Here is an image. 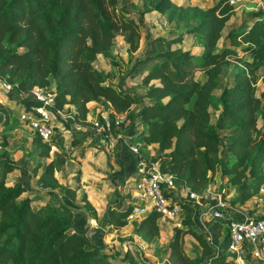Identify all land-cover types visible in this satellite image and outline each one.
I'll use <instances>...</instances> for the list:
<instances>
[{"label": "trees", "instance_id": "16d2710c", "mask_svg": "<svg viewBox=\"0 0 264 264\" xmlns=\"http://www.w3.org/2000/svg\"><path fill=\"white\" fill-rule=\"evenodd\" d=\"M142 2L146 11L160 13L172 12L179 6L173 0ZM117 3L118 0H0V77L24 93L50 84L53 78L57 84L55 107L71 103L76 108L75 117L85 119L87 103L96 101L111 108V127L115 113L128 111L131 103L140 102L139 109L127 116L132 122V117L140 118L142 128L137 135L143 143L158 144L159 155L155 159L163 171L195 190L206 186L209 171L219 163L229 181L239 183L241 190H245L240 198H250L264 183V173L259 170L264 160V129L257 126L255 116L261 98L255 95L254 85L257 70L264 65V10L254 12L246 27L228 31L229 45L213 51L233 7L228 0H219L207 8L188 33L171 39L181 42L188 36L198 37L203 51L196 54L179 47L162 51L143 74L144 82L156 78L159 83L149 84L145 93L148 101H142L138 95L105 80L103 72L93 64L100 53L111 47L119 28L130 30L128 41L137 32L135 20L116 17ZM233 45L241 46L242 54H252L251 59H244ZM232 57L244 66L234 72V85L221 86L222 64ZM196 71L204 72V80L196 79ZM217 88L220 92L215 96ZM215 100L220 104V121L232 132L226 147L233 157L225 160L218 155V146L223 142L219 127L210 121L209 108ZM130 126L134 127V123ZM104 130L107 132L105 127ZM32 132L38 139L40 154L46 156L49 144ZM253 132L258 134L257 138ZM55 142L60 144L61 138ZM65 153L64 150L63 156L48 160L42 173L43 177L54 178L55 184L58 181L54 172L61 169ZM17 167L6 154H0V264H126L125 257L116 261L114 253L104 250L84 232L69 230L73 229V208L67 203L32 207L34 197L29 193L22 196L27 191L24 183L6 176ZM130 194L125 207L109 208L106 224H126L133 204ZM184 207L192 210L186 204ZM157 217L158 213L151 210L136 230L148 240L156 236ZM182 223L184 231L194 233L203 251L212 252L204 264H230L226 256L233 257L234 253L227 250L229 232L225 220L207 221L210 237L204 235L206 230L195 231L191 214H186ZM180 232L179 228L170 242L171 263L199 264L184 252Z\"/></svg>", "mask_w": 264, "mask_h": 264}, {"label": "rangeland", "instance_id": "374dc122", "mask_svg": "<svg viewBox=\"0 0 264 264\" xmlns=\"http://www.w3.org/2000/svg\"><path fill=\"white\" fill-rule=\"evenodd\" d=\"M218 1L173 0L179 6L173 8L172 12L160 13L156 10L146 11L142 0H118L114 9L116 17H130L135 20L137 32L133 33L131 41H128L127 33L130 30L119 28L114 33L111 47L100 53L93 64L103 72L105 80L138 95L142 101H148L145 93L149 84L159 82L155 78L146 83L143 80V74L159 59V54L167 49L179 47L182 51L202 52V40L198 37L188 36L181 42H172L171 39L183 32L188 33V29L203 17L205 10ZM228 4L233 7L232 14L221 29L213 51L229 45L228 31L246 27L254 12L258 9L264 10V0H228ZM198 43L200 47L197 46ZM243 45L245 43L241 46L244 47ZM241 46L233 45L244 59L250 60L252 54H242ZM243 66V63L236 61L233 57L223 63L220 72L221 86L234 85L233 74ZM205 76L202 71L195 72L197 80L202 81ZM254 85L255 95L261 98L255 111L256 124L264 129V65L258 68ZM56 86L54 79L51 78L50 84L42 87L55 94ZM219 92L220 89H215V96ZM87 104L89 111L85 119L76 118L74 115L76 108L68 102L60 108V113L53 111L54 128L57 139L60 137L61 142L56 150L48 149V154L42 156L37 137L19 118V101L7 92L0 93V154H6L18 165L6 176L10 180L13 177L24 183L27 191L22 196L26 193L33 196L35 200L31 205L34 208L40 209L45 203H50L53 207H58L62 202L70 205L73 208V229L69 230L84 232L92 241L101 244L104 250L114 253L116 261L125 257L126 264H172L168 257L170 242L180 228L179 241L182 243L184 252L196 259L199 264H204L212 252L203 251L194 233L191 230L184 231L186 228L182 222L178 226L174 219L158 216L159 233L149 240L136 230L137 224L146 214L128 215L126 224L122 226L106 224L109 208L125 207L129 201L126 197L132 189L133 181L128 182L125 179L128 173L126 171L129 170L124 166L122 156L135 153L132 152L130 145V152L129 150L122 152L124 144L127 145L126 141L134 138L132 145L138 146L147 161L156 160L155 158L158 157V144L149 143L152 145L147 148L145 143L137 145L142 140L137 135V131L142 128V126L140 128V119L134 116L132 122L127 113L133 115L139 109L140 102L131 103L128 111L115 113L116 117H122L123 121L115 122L107 132L104 130L102 117H109L110 109H106L104 105L96 101H89ZM209 109L210 121L219 127V135L223 140L218 146V155L224 160L231 158L233 156L226 147V144L231 141V128L220 121L221 110L217 100ZM131 123H134V127L130 126ZM253 135L255 138L258 137L256 132H253ZM78 137L82 139L76 140ZM64 150L66 151L64 156L68 157H65L61 169L54 172V177L58 181L55 184L54 178L43 177L42 173L46 162L57 155L63 156ZM114 164L117 166L115 167ZM259 170L264 173V160ZM208 175L206 186L195 189L198 195H201L200 202L204 203L206 200L205 196L203 197V190L208 186L213 191L225 186L227 200L231 204H239L241 209L249 213L259 207L264 208V183L250 198L246 199L250 200L246 206H240L246 201L240 198L241 192L245 190H241L239 183L233 184L229 181V176L222 172L221 164L217 163L215 169L209 171ZM191 208L192 210H188L184 207L180 219H183L186 214H191L194 219V212L199 211L201 206L197 202L196 206ZM90 215L94 216L95 220L90 219ZM205 221L207 227L208 220L203 219V222ZM194 228L196 232L206 230L196 220ZM204 235L210 237L211 234L206 230ZM219 252L216 251L217 254ZM224 253L228 254L226 250ZM226 257L230 264H236L237 260L234 257L229 254ZM243 262L244 264H264V259L246 253L243 256Z\"/></svg>", "mask_w": 264, "mask_h": 264}, {"label": "built area", "instance_id": "2783aa9c", "mask_svg": "<svg viewBox=\"0 0 264 264\" xmlns=\"http://www.w3.org/2000/svg\"><path fill=\"white\" fill-rule=\"evenodd\" d=\"M5 92L19 101V118L22 122L49 144L50 151L56 150L57 133L52 115L53 111L60 113L61 109L55 107V94L42 86H35L27 93L18 92L11 82L0 77V93ZM102 120L106 130H110V118L104 116ZM122 121V117L115 115L116 123ZM130 148L138 155V146L130 145ZM131 181L133 204L129 216L145 215L154 210L159 217L174 219L180 226L184 204L194 208L198 202L201 209L194 212V220L202 224L204 229L207 230V227L203 219L225 220L224 226L229 232L227 250L234 253L236 264H244L243 256L246 253L264 259V217L250 213L235 215L232 204L227 200L225 187L217 191L209 186L205 188L203 197L206 200L202 203L199 200L201 195L196 190L185 185L175 175L163 171L157 159L147 161L144 158L138 159ZM216 251H220L217 246Z\"/></svg>", "mask_w": 264, "mask_h": 264}, {"label": "crops", "instance_id": "0c3cea01", "mask_svg": "<svg viewBox=\"0 0 264 264\" xmlns=\"http://www.w3.org/2000/svg\"><path fill=\"white\" fill-rule=\"evenodd\" d=\"M200 44L198 43V45L197 46H199ZM200 47V46H199ZM199 50H200V48H199ZM197 53H201V51H198ZM196 53V54H197ZM126 90V89H125ZM128 91V90H127ZM142 97H144V96H142ZM110 110H111V108H109ZM140 119V118H139ZM140 121V120H139ZM141 126L142 125H140V128H141ZM107 140H109V138L108 137H105ZM82 139V138H81ZM130 140V141H129ZM129 140H127L126 142V144L127 145H125L124 144V146H123V150H122V152H124L125 150H129V152H130V148H129V145H132L133 144V142H134V138H132V140L131 139H129ZM143 143V141L142 140H140V142L137 144V145H141ZM152 144H156V143H152ZM152 144H147V146H146V148L148 147V146H151ZM140 152V151H139ZM129 156V155H128ZM128 156H122L123 157V162H124V166L126 167V169L127 170H129V171H126V172H128L127 173V175L125 176V179H126V181H131V179L134 177V170H136V166H137V163H138V159L139 158H144V156H143V154H142V152H140V153H138V155L136 154H130V156H129V158H128ZM63 165V164H62ZM115 165V167L117 166L116 164H114ZM56 171V170H55ZM132 173V174H131ZM250 200H246L244 203L245 204H241L240 206H246V204H248V202H249ZM232 206H233V212L235 213V215H238V214H242V213H249L248 211H245L244 209H241V207H239V204H237V205H234V204H232ZM246 210H248L247 208H246ZM264 213V208H257L256 210H254L253 212H250V214H254V215H258V216H260L259 214H263ZM90 219H94L95 220V218H94V216H91L90 215Z\"/></svg>", "mask_w": 264, "mask_h": 264}]
</instances>
